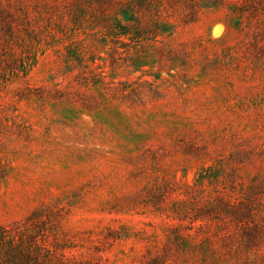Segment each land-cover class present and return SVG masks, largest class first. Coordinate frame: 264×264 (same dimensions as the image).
Masks as SVG:
<instances>
[{
	"label": "rangeland",
	"instance_id": "374dc122",
	"mask_svg": "<svg viewBox=\"0 0 264 264\" xmlns=\"http://www.w3.org/2000/svg\"><path fill=\"white\" fill-rule=\"evenodd\" d=\"M240 2L136 41L113 2L0 0V264H264V197L230 209L264 183V7Z\"/></svg>",
	"mask_w": 264,
	"mask_h": 264
},
{
	"label": "trees",
	"instance_id": "16d2710c",
	"mask_svg": "<svg viewBox=\"0 0 264 264\" xmlns=\"http://www.w3.org/2000/svg\"><path fill=\"white\" fill-rule=\"evenodd\" d=\"M79 1V0H77ZM100 9L108 4L118 5L113 19L106 20V26L113 28L121 36H130L133 40H152L158 36L173 34L177 27L187 25L196 20L199 10H216L223 7V0H95ZM249 4L250 9H246ZM264 7V0H241L239 7L235 11L252 13L257 11V7ZM252 8V9H251ZM171 11V13H169ZM174 17L175 23L169 18ZM262 191L256 188L246 189L244 195L246 199L233 204L230 209L237 221L252 219L257 213V205L261 197H264V183ZM256 206V207H255ZM252 236V233H246ZM151 264H159L157 260H152ZM147 264H150L147 263Z\"/></svg>",
	"mask_w": 264,
	"mask_h": 264
}]
</instances>
